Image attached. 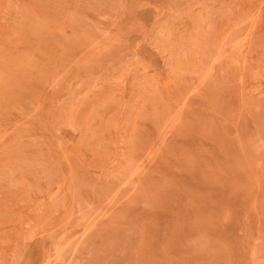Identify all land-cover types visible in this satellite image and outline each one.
<instances>
[{
  "label": "rangeland",
  "instance_id": "rangeland-1",
  "mask_svg": "<svg viewBox=\"0 0 264 264\" xmlns=\"http://www.w3.org/2000/svg\"><path fill=\"white\" fill-rule=\"evenodd\" d=\"M0 264H264V0H0Z\"/></svg>",
  "mask_w": 264,
  "mask_h": 264
},
{
  "label": "bare ground",
  "instance_id": "bare-ground-1",
  "mask_svg": "<svg viewBox=\"0 0 264 264\" xmlns=\"http://www.w3.org/2000/svg\"><path fill=\"white\" fill-rule=\"evenodd\" d=\"M186 47V46H185ZM188 49V48H187ZM186 49V50H187ZM164 50V49H163ZM162 50V51H163ZM177 54V53H176ZM175 56V55H174ZM177 58V57H176ZM180 60V59H179ZM243 60V59H242ZM181 61V60H180ZM244 61V60H243ZM87 62V61H86ZM127 68H128V66H127ZM186 68V67H185ZM253 70H255V69H253ZM125 72H126V70H125ZM9 74V73H8ZM75 77V76H74ZM67 80V79H66ZM66 82V81H65ZM65 84V83H64ZM251 90V89H250ZM29 97V96H28ZM50 99V98H49ZM51 106V105H50ZM251 118V117H250ZM93 121V120H92ZM95 121V120H94ZM58 127V126H57ZM64 127V126H63ZM86 145H87V143H86ZM72 168V167H71ZM140 168V167H139ZM135 169V168H134ZM135 171V170H134ZM10 174V173H9ZM37 175V174H36ZM62 175V174H61ZM99 178V177H98ZM100 179H102V178H100ZM6 189V188H5ZM61 193V192H60ZM208 203V202H207ZM15 230V229H14ZM73 249V248H72ZM260 250V249H259ZM80 256V255H79ZM83 256H85L86 257V255H83Z\"/></svg>",
  "mask_w": 264,
  "mask_h": 264
}]
</instances>
